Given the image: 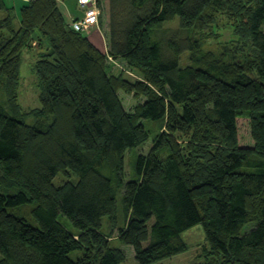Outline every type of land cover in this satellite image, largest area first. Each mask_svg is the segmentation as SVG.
<instances>
[{
  "label": "trees",
  "instance_id": "obj_1",
  "mask_svg": "<svg viewBox=\"0 0 264 264\" xmlns=\"http://www.w3.org/2000/svg\"><path fill=\"white\" fill-rule=\"evenodd\" d=\"M60 1L29 0L18 21L0 0V264H125L115 229L138 264H162L198 225L209 247L196 264H264V0H107V53ZM220 18L235 40L206 50ZM36 48L41 105L25 113ZM121 92L139 103L127 110ZM148 122L154 146L126 181ZM60 174L79 180L56 186ZM27 205L39 226L10 211Z\"/></svg>",
  "mask_w": 264,
  "mask_h": 264
},
{
  "label": "rangeland",
  "instance_id": "obj_2",
  "mask_svg": "<svg viewBox=\"0 0 264 264\" xmlns=\"http://www.w3.org/2000/svg\"><path fill=\"white\" fill-rule=\"evenodd\" d=\"M8 5H11V7H15V13L17 15V19L19 21L20 19V8L22 6L23 0H6ZM78 0H61L60 1V7L61 10L63 11L66 19L69 22H72L71 15L70 13L75 12L77 9V3ZM108 1H104V17H103V23L101 22V29L105 35H108V29H107V22H108ZM5 14L0 12V18H4ZM82 18V17H81ZM80 20V19H78ZM229 21L220 18L218 22V26L215 27V30L218 35L220 36L219 40L216 39H210L207 42V45L205 46L206 50H211L215 52H219L221 48L228 42L235 40L233 37V29L230 25H228ZM178 25L177 22L170 24V28H176ZM96 31H100L98 29H95ZM38 48L33 49L32 51H26L24 53V58H23V64L21 68V75H22V85L20 89V104L23 108V111L25 113L30 112L33 109L39 108L40 107V88L38 86V80L34 71V65L37 60V53ZM107 53V50L104 51ZM117 64L114 65V73L119 75L123 71V67H125L124 62H116ZM127 74V73H126ZM130 76L137 77L134 74H128ZM121 98L124 102V105L127 110H132L138 103L139 101H136L132 96H129L123 92L120 93ZM0 98L2 99L3 96L0 93ZM4 100V99H2ZM27 122L30 124H33L35 121V117L29 115L27 117ZM150 128L153 129V134L149 142L146 143L145 146H142L137 149H131L128 151L126 155V164H125V180L129 181L131 179H134L136 177V162L138 156L143 153L147 155L152 147L154 146V138L155 134L158 132L159 128L155 125H152L151 123H147ZM246 130V128H245ZM79 180L77 175L72 174L70 177L65 176L64 174H60L57 176V178L54 181V184L56 186H61L67 182H73L77 183ZM118 207H117V226L118 228H122L125 226L126 222V217H125V210L123 206V192L122 190L119 191V196H118ZM35 209V205H27V206H22L19 208H15L10 210L12 213L16 214L17 216H21L26 218L31 224L35 226H39V223L35 220V217L33 215V210ZM63 221L71 226V223L67 219H63ZM103 225H104V231L106 232H112V222L110 220V217H105L103 219ZM248 230V229H247ZM119 230H116L112 232V236L114 238L113 241V246L121 248L122 250L125 251L127 255V261L125 264H138L136 260V254H135V249L132 246L125 245L121 243L118 239ZM185 241L189 245V250L185 253L173 256L171 258H168L161 262L162 264H196L200 262H204L206 260V246L209 247L207 238H206V233L204 231V228L202 225H198L183 235ZM81 256V252H75L72 254V258L77 259L78 257ZM160 264V263H159Z\"/></svg>",
  "mask_w": 264,
  "mask_h": 264
},
{
  "label": "built area",
  "instance_id": "obj_3",
  "mask_svg": "<svg viewBox=\"0 0 264 264\" xmlns=\"http://www.w3.org/2000/svg\"><path fill=\"white\" fill-rule=\"evenodd\" d=\"M98 3V0H78V5L83 10V17L80 18L78 25L89 36L95 29H101L102 9Z\"/></svg>",
  "mask_w": 264,
  "mask_h": 264
},
{
  "label": "crops",
  "instance_id": "obj_4",
  "mask_svg": "<svg viewBox=\"0 0 264 264\" xmlns=\"http://www.w3.org/2000/svg\"><path fill=\"white\" fill-rule=\"evenodd\" d=\"M6 2V0H5ZM29 2V0H23V3H22V6L21 8L27 4ZM78 3V2H77ZM6 5L8 8H11L14 10L15 12V7H11V5H8V3L6 2ZM20 8V10H21ZM16 14V13H15ZM71 15V19L72 21L74 20H78L80 19L81 17H83V11L82 9L80 8V6L77 4V9L75 12H72L70 13ZM17 16V15H16ZM91 37V40L93 41V43L99 48L101 49L102 51H105L107 50L108 51V41H107V38L105 36V34L103 33L102 29H100V31H96L94 30V33L90 36Z\"/></svg>",
  "mask_w": 264,
  "mask_h": 264
}]
</instances>
